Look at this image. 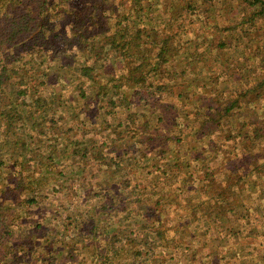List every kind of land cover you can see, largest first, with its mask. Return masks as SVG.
<instances>
[{"label":"trees","instance_id":"trees-1","mask_svg":"<svg viewBox=\"0 0 264 264\" xmlns=\"http://www.w3.org/2000/svg\"><path fill=\"white\" fill-rule=\"evenodd\" d=\"M154 2L0 0V163L8 194L0 202V264H227L206 250L217 237L229 238L226 251L254 253L230 264H264L255 253L264 246V0H228L232 13L236 2L248 9L218 27L211 38L218 50L206 42L195 50L207 58L205 71L194 74L196 54L186 62L182 77L201 83L203 95L180 102L166 95L173 81L161 73L181 64L174 57L184 49L165 30L173 17L154 22ZM221 50L217 69L208 62ZM113 58L126 70L106 79ZM230 77L236 89L227 95ZM71 82L88 108L73 110L78 121L66 127L60 113ZM41 100L45 111H62L47 112L42 124H53L52 144L35 133L45 152L32 156L21 133L37 128L30 114ZM188 130L190 150L182 141ZM217 133L218 147L198 149ZM64 190L68 204L59 201L63 193L55 197Z\"/></svg>","mask_w":264,"mask_h":264},{"label":"rangeland","instance_id":"rangeland-1","mask_svg":"<svg viewBox=\"0 0 264 264\" xmlns=\"http://www.w3.org/2000/svg\"><path fill=\"white\" fill-rule=\"evenodd\" d=\"M154 3H156V5L154 4L155 12L157 11V13L154 15V18H153L154 22H156L157 20L162 21L164 18L166 19V21H169V19L173 17V19L171 18L169 25L165 30L167 33H175L177 38L181 40L180 43H182V47L184 49L183 53H181L180 58L174 57L175 61L181 59L182 60L181 64L176 62L173 65L171 70H167L165 73H161V79H163V81H173L172 85L168 87L169 93H167L166 95L169 97L170 100H177V102H180L181 100H183L184 97H189L190 99H192L193 97L201 98L202 97L201 95H203L200 89L201 83L198 86H196V84L192 83V80L182 77V73L187 71V70L183 71L184 67H186V64H187L186 62H188V64L189 63L191 64L192 62L191 59H194V55L196 54L195 56L197 58L195 60H197V62L194 64L198 65V67H196L197 70L195 71L194 74L197 76L198 73H202L203 71H205L206 70L205 68H208L207 66H205V64L207 63V58H203L200 55V53H196L195 50L198 47H204L205 42L209 44L212 49L218 50L219 48H216V45L218 42L215 41V39L214 41L211 40V38L214 37L215 33L218 31V27H221L222 25H224L225 22H226V26H231L233 23H236L238 20V17L235 16L236 13L240 15L241 14L240 11L241 10L246 11L248 9V6L246 4L238 5L239 2H236V4H234V6H236V8H234L235 11L232 13L231 9L228 8V5H229L228 0H213L212 3L208 2L207 4H204L203 0H158V3L157 2H154ZM258 38H259V35L257 36V39ZM262 40H263L262 45H264V38H262ZM262 49L263 50L260 53L264 56V46ZM192 53L194 54L192 55ZM210 54H211L210 56L211 59L209 60L208 63L212 62L213 65H216L214 60L219 58L218 57L219 54H227V52L224 53L221 50L217 54L215 51H213ZM248 55L250 59H256V55L253 49H251V51L248 52ZM232 56L238 57V53L232 52V55H230V57L232 58ZM182 63H185V66ZM56 67H59L57 63H56ZM216 67L217 69H219L220 65L218 64L216 65ZM261 68H262V63L257 64L256 70L254 73L257 74L258 73L257 71L260 70ZM125 70H126L125 63L113 58L111 62L105 67V70L103 71L102 74L106 79H109L114 74L116 73L120 74V72L123 73ZM245 71H247V69H244V72ZM186 73L188 76L189 72H186ZM251 74H252L251 71H247L245 72L244 75L246 77H250ZM262 74H264V72H262ZM63 75L64 74H61L60 77L62 78ZM239 77L240 76L235 75V78L238 79ZM234 85H235V79L230 77L228 79L227 84L224 83V85H222L223 87L222 92H226L227 95H232L236 89ZM76 86L77 84L75 82H71V84L67 87L65 97L68 98L69 102L66 105L67 109L65 112L64 110L63 112H61L62 109L55 107V106H52L49 110L45 111L44 110L45 106H41V103H43L42 100L38 103L39 105L34 103V106L31 109L30 118L34 119V121H37V128L27 129L26 135L24 131L21 133V136L25 138V143H26V146L24 148V153L26 154L30 153L32 154V156L39 154L37 152V150L39 149L38 142H37L38 137L35 136L33 138L35 133L42 131L41 134L39 135V138L46 139L47 141L50 140V134H48L47 131L52 128L53 124L49 123V126L42 124V120L47 115V112L51 114V118H54V117L57 118L60 114L61 116L65 117V122L61 124L65 125L66 127L78 121L77 116L73 114V110L76 111L77 109L81 111L84 108H88V102L85 100L83 101L81 100L82 98L79 96ZM149 88H151V90L154 89V87L152 86H149ZM53 89L55 88H53L51 85L47 87L48 92H51ZM59 89H62L61 85L59 86ZM5 92L9 96L12 97L13 89H6ZM181 96L183 97L180 98ZM43 97H47V95L44 94ZM40 98L42 99V97ZM35 100H36V97L33 99V101L35 102ZM57 103H58V100H56V105ZM201 103H198V104H201ZM258 106L264 108V104H261L260 102H258ZM58 111H60L61 113L59 114ZM61 116L60 118L62 119ZM54 127L59 128L58 124H55ZM0 129H3V127L0 126ZM189 130L183 132L184 137L182 138L183 145L185 149H188V150H190L192 147L189 139L187 138L189 137L188 136ZM0 137H1V134H0ZM208 140H205L204 145H201L197 142L200 145L198 146V149H200L201 146L208 148L209 144L217 145L218 147L222 141L221 133H217V135L214 137L212 141H208ZM2 142L3 141H0V161L1 159H3V157H5V155L2 154V147H1ZM202 150L203 152L206 151L205 148H203ZM4 153H7V149L4 151ZM255 164L253 166H255ZM215 165L222 166L223 161L218 160L215 162ZM1 168H2V165L0 163V202L2 201V198H1L2 196L6 197L8 195V194L6 195L2 194V190L4 191V185L3 183H1L2 176H3L1 174ZM224 168L225 167L223 166L222 169ZM67 174H65V177L67 176ZM59 188H66V187H64L63 185H60ZM57 192L58 191H55L56 194L53 192V194L56 195L55 196L56 198L57 196L61 195L60 193H57ZM62 192L63 194L61 198H59V201L66 200L68 196V194H65L66 192L65 190ZM8 197H10V195ZM66 201L68 204L69 200H66ZM9 203H11V200L7 198L5 200V203L3 202V206L5 208H8ZM30 238H37V237H30ZM217 238L219 240L218 242L213 244V248H210V249L207 248L206 250L209 252L216 251V253L218 254L216 256L220 257L227 264H230V261L228 259H232L234 257L237 258L238 261H241L240 258L245 259L247 258V256L248 258H252L254 256V253L249 254L250 252L247 253L246 250L245 251L238 250L236 253L231 247L229 248L228 251H226L223 248L228 245L229 238H227V240H225L224 237H217ZM43 239H47V238L43 237ZM26 240L28 239L26 238L15 239L16 242H21V241H26ZM183 251L185 250H181L178 252L179 255L177 257L178 259L179 257L181 258L180 261L186 259V255L185 253H183ZM255 253L257 254L256 257L258 259L260 258L259 260H262L261 258H264V246L259 247V249ZM222 255H226L227 258H223ZM170 256H174L173 251L170 252L169 257ZM33 264H35V262ZM156 264H161V263L160 261H157ZM185 264H187V261Z\"/></svg>","mask_w":264,"mask_h":264},{"label":"crops","instance_id":"crops-1","mask_svg":"<svg viewBox=\"0 0 264 264\" xmlns=\"http://www.w3.org/2000/svg\"><path fill=\"white\" fill-rule=\"evenodd\" d=\"M46 142L52 144V141H50V140H48ZM37 152L41 154V153H44L45 151H41L38 149ZM65 190H66V188H65ZM59 193L62 194L63 192H59Z\"/></svg>","mask_w":264,"mask_h":264}]
</instances>
